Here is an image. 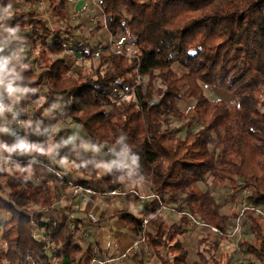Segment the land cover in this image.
I'll list each match as a JSON object with an SVG mask.
<instances>
[{
    "label": "trees",
    "instance_id": "trees-1",
    "mask_svg": "<svg viewBox=\"0 0 264 264\" xmlns=\"http://www.w3.org/2000/svg\"><path fill=\"white\" fill-rule=\"evenodd\" d=\"M40 1L0 0V5ZM69 3L48 0L52 16L65 27L50 43L47 20L36 8L0 22V46L3 35L43 45L38 71L17 65L3 76V82L42 91L43 104L34 108L31 125L24 131L26 141L46 148L44 126L50 119L44 111L61 104V119L73 122L95 145L114 146L118 153L130 147L126 165L118 156L103 174L82 158L77 170L89 180L77 183L102 182L115 189L130 169L137 179L144 177L155 198L139 208L138 217L129 211L118 216L134 235L149 217L145 236L160 264H229L212 253L217 243L210 242L205 231L215 228L226 234L241 208L227 212L229 206L239 207L233 198L217 202L199 186L212 179L221 187L240 188L251 208L241 210L247 216L241 225L250 238L243 246L253 256L249 264H264L258 213L264 214V0H98L104 28L112 38L124 35L123 48L129 46L132 52L101 54L99 64L87 73L71 72L62 57L71 34ZM10 28L18 30L14 34ZM80 50L85 59L95 55L89 42L84 41ZM138 77L147 80L146 86ZM204 86L222 90L231 101L211 100ZM33 98L30 94L20 98L18 120L24 119ZM184 101L193 104L182 110ZM121 136L123 141L117 143ZM132 155L138 157L136 165ZM44 156L37 151L0 153V212L8 215L1 225L0 264H92L97 254L83 250L76 239L84 219H71L70 208L56 218L45 216L56 211L58 195L50 182L58 177ZM7 163L21 168V174L9 172ZM27 168L49 169L52 175L35 181ZM160 205L172 209L174 205L179 221L168 223ZM191 218L205 226L194 262H188L181 238L183 224Z\"/></svg>",
    "mask_w": 264,
    "mask_h": 264
},
{
    "label": "rangeland",
    "instance_id": "rangeland-1",
    "mask_svg": "<svg viewBox=\"0 0 264 264\" xmlns=\"http://www.w3.org/2000/svg\"><path fill=\"white\" fill-rule=\"evenodd\" d=\"M93 2L96 4L98 3V0L90 1L91 4H93ZM13 7H14L12 8L13 14L24 12V11H31L33 9V7H28L26 9L24 4L22 3H17V5L16 6L13 5ZM35 8L39 10L38 11L39 14L37 15L47 20L48 27L50 30L63 27V25L59 24L57 22V19L54 18L51 12L46 8V0L41 2L39 5L38 4L35 5ZM66 10L68 14L69 26H70L72 33L82 36V38L86 39L87 42L92 43L93 48L95 50V55L93 56L92 59H85L84 57H82V53H80L79 51H76L78 52L79 58H74L73 60V59H70L71 58L70 56L67 57L66 60L69 63V67H71V72H75L77 70L83 73H87L90 69L95 68L99 64L101 54L108 55L109 53L119 52L122 49L123 50L125 49L127 51L126 53L130 56L132 52L131 48L129 46L127 48H123L124 47V37H125L124 35H119L118 38L116 39V38L109 37L108 32L102 31L101 24L103 23V21L101 19V15L99 17L95 16L94 14L91 15L90 12H87L85 9H76L74 6L72 7L70 3L67 5ZM84 39H82L81 41H83ZM48 41H50V39H47V42ZM18 43L19 44H15V46H16V49L21 51L20 52L21 56L19 58V65H23V63L20 64V61L22 59H25V52L24 50H22V46H21L22 43L20 42ZM82 43L83 42H80L79 47H81ZM69 44L70 43L68 42V45ZM40 46L41 45L39 44L35 46L31 44H25L23 46L26 50L30 51L29 56H32L35 58V60H33V63H31V65L34 69H36V71L39 70V66L41 65V58L39 54V50H41ZM69 53H71L69 55H72V52H69ZM50 57L53 60L56 59V56L54 57L50 56ZM24 66L27 69L30 68L29 63L27 64L25 63ZM138 80H139L138 81L139 83H143L144 86H146V83H147L146 79H143V80L138 79ZM7 86H8L7 84L0 83V100L6 96L8 97L6 108L11 113L16 112L17 105L19 103V99L21 95L32 94L34 98L27 108L26 119L13 122L11 124V129L10 130L7 129L8 130L7 132H0V142L6 143V141H8L9 139H13L14 141H17L20 139L26 140L27 136L24 135V131L26 130V127L31 124L30 119L34 118V114H35L34 108L38 105L43 104L42 91L37 90L36 88H33V87H28V86L24 87L20 83H17L16 85L15 84L12 85L13 88L17 89V91L10 94L7 90ZM203 89L207 97H209L211 100H217L218 98H220L223 101L230 102L232 99V96L223 92L222 90H218V89L210 90L209 88H203ZM153 100L156 101L155 98ZM191 104H193V101H184L180 104V109L186 110L191 106ZM59 106L60 107H57V109L55 110L56 116L59 115L61 104ZM44 115L47 117H51L52 115H54V113L52 112V109L51 111L47 109L44 111ZM71 123H72L71 121H67V120L65 121L62 119L58 123H50L44 126L45 142H46L45 149L46 150L51 149V153H50L51 158L61 154V155H64L63 157H68V159H71V161L73 160L72 162H70L71 164L75 163V161L81 158L95 161L97 163H99L98 160L100 161H107V160L114 161L115 160L116 155L114 153L116 151V147L109 146V145H105V146L95 145L89 139L86 140L84 133L78 127H71L72 125ZM41 132L42 131H40L38 135H42ZM76 132L78 134L73 135ZM66 142L71 143V146H68ZM85 145H93L98 150L94 151L91 148L86 149ZM73 147H76L74 149H80L79 151L81 152L78 151L79 153L75 155L73 153H63V154L61 153L62 149H65V148L73 149ZM48 161L52 162V160L50 159H48ZM60 166L65 167V165L63 164H60ZM98 169L101 174L104 173V170L102 168H98ZM8 171L11 172L10 170ZM46 171L48 174H50L51 172L49 169H47ZM57 174L59 175V177L69 179V180H74L75 178L72 176L71 173H68L67 170L65 169L58 170ZM93 186L98 188V186L100 185L95 183L93 184ZM199 188L202 191L208 190L215 197L217 202H222L224 199L230 200L231 198H233V200L239 205V207L229 206L226 208L227 212H229L231 209L236 210L237 212L239 211V208H241V210L245 209V211H248L249 209H251L247 207V202L245 199L246 192L242 193L240 188L237 190H234L231 187H227V188L221 187L212 179L208 180L205 184H201ZM105 201L106 200L96 199L95 203L101 204L102 207H104L108 205L107 201L106 202ZM130 202H134L133 198L115 197L114 199L111 200L110 203L116 205L118 209H121L123 206H129ZM135 202L133 204V207H131L130 211L133 215L138 217L139 212L137 211L136 208L139 206H142V204L140 205L138 203L139 204L138 205ZM244 206L246 208H244ZM83 207H84V204H81V208ZM172 207L173 209L164 206V209L161 210V214L164 216V218L166 219L168 223L176 222L175 214L177 213H175V210H174L175 206L173 205ZM241 210L239 213L240 217L236 219L233 224H231V227L228 228V231L226 234H222L220 232L216 233L212 229H209L211 231L209 233L208 231H205L206 233L209 234V237H208L209 241L210 242L215 241L217 243V247L213 249L212 253L215 255L217 259H220L223 263H227L228 261L229 264H249V262L253 260V256L248 254L246 251V247L243 246V243L245 242L244 239H246V241H249L250 238L247 235L246 228L242 227L241 225V221L247 217L245 213L242 214ZM258 213H259L260 222L262 224V228L264 231V214L260 212ZM89 214H91L92 216L96 215L94 211H91V213L87 214L86 218H88ZM5 216H7L5 213H0V224L3 221ZM177 216L179 215L177 214ZM236 223H238L237 226H236ZM197 226L200 227L201 229L200 235L198 237L199 239L204 234L202 228H205V226L201 224ZM184 239L182 238V240ZM187 240H188V245L190 247L195 245L194 239L190 240L188 238ZM185 245L188 250V258H187L188 262H194L196 259L195 258L196 249L195 248L192 249L188 247L187 244ZM199 248L200 247L198 245V249ZM150 251H149L150 255H148V257L143 256V258L148 264H154L153 261L156 260V257L154 255V251L152 250V248Z\"/></svg>",
    "mask_w": 264,
    "mask_h": 264
},
{
    "label": "crops",
    "instance_id": "crops-1",
    "mask_svg": "<svg viewBox=\"0 0 264 264\" xmlns=\"http://www.w3.org/2000/svg\"><path fill=\"white\" fill-rule=\"evenodd\" d=\"M43 1H45V0H41L40 3ZM90 1L91 0H70V4L72 5V7L74 6L76 9H85L87 12H90L91 15L94 14L95 16H98V17L101 15V19L103 21V23L101 24L102 25V31L107 32L106 29L104 28V18H103V14H102V11H101L98 3L95 4L93 2V4H91ZM22 4H24V3H22ZM11 5H12V8H14L13 5L16 6L17 3H12ZM35 5H37V4H34V5L24 4L26 9L28 7L35 8ZM46 8L50 11V8L48 5V0H46ZM37 14H39V13H37ZM59 24H61V23H59ZM62 25H63L62 28L59 27V28L50 30L51 36L48 38V39H50V41L47 42V40H46L47 43L51 42L52 37L54 36V34L56 33L57 30H63L65 28L64 24H62ZM47 26H48V23H47ZM70 31H71V29H70ZM61 34H62V32H61ZM63 37H66V35L63 34ZM109 37H110V35H109ZM67 39H68V42L70 44L68 45L67 53L62 55L63 58L66 59L69 56L71 57L70 59H73V60H74V58H79L78 52H76V51H79L81 53V50L79 47L80 42H84V41H86V39L82 38V36L73 34L72 31H71V34H69V36L67 37ZM82 39H84V40L81 41ZM2 40L4 41V43H3V45L0 46V59H7L9 61L8 67L10 69H13L15 66L19 65V58L21 56V53H20L21 51L16 49L15 44H19L18 42H20V41H18V39H16L15 37H10L8 35H3ZM20 43H22V42H20ZM38 44L41 45L39 42H38ZM90 44L92 45V43H90ZM24 45L25 44L22 43L21 46H22V50H24V52H25V59H22L20 61V64L23 63V65H25V63L26 64L29 63L30 68H33L31 63H33V60H35V58L32 56H29L30 51L26 50L23 47ZM40 47H41V49H43V45H41ZM69 52H72V55H69V54H71ZM71 63H72V61H71ZM68 66H69V63H68ZM2 83L7 84V85L9 83H11L12 85L17 84V83L10 82V81H4ZM30 95H32V94H30ZM22 96L27 97V95H21L20 98ZM3 99H6V100L4 102H2L1 100H3ZM3 99L0 100V104L3 105V107L5 108V111L2 114H0V128H6V129L10 130L11 124L13 122L21 121V120H18V118H16L19 111L17 108L16 112L11 113L5 106V105H7L8 97L6 96ZM29 104H28V106H29ZM28 106H27V108H28ZM17 107H18V105H17ZM57 107H60L59 104H56L54 109H52V112L54 113V115H52L51 117H47L44 115L45 117L50 119L49 124L50 123H58L59 121L62 120L61 119V113H62L61 109H60L59 115L58 116L55 115V110L57 109ZM27 108H26L25 117L22 120H25L27 117ZM32 119H30V120L32 121ZM71 124H72L71 127H77L73 122ZM27 127H26V129H27ZM39 133H37V135ZM75 134H78V133L76 132L73 135H75ZM9 140H11V139H9ZM86 140H87V138H86ZM7 142L8 141H6V143ZM37 145H38V147H43L40 143ZM67 145L71 146V143H67ZM74 148H76V147H73V149H62L63 152L61 151V153L62 154L63 153H73L75 155V154L81 152V151H79L80 149H74ZM114 154L116 155L114 161H117L118 156H119V155H117L118 154L117 149H116ZM63 156L64 155H61V154L57 155L53 158H51L50 154L44 156V159L47 161V163L49 165L55 166V168H53V169H55L53 171V173L56 174L55 177L59 176L57 174L58 170L65 169V170H67L68 173H71L72 176L75 177L74 180L66 179L68 181L78 182L79 180H81L83 178L86 180H89V178L83 177L81 172L77 170V164L79 163L78 161H80L82 158L75 161V163L71 164L70 162H72L73 160L71 161V159H68V157H63ZM48 159L52 160V162L48 161ZM122 159L124 160L123 164L126 165L127 157H122ZM84 160L87 163L94 164L96 167L98 164L99 165H107V164H110L112 162L110 160L109 161L108 160L107 161L98 160L99 163H97L95 161H91V160H87V159H84ZM62 161H63V163H62ZM60 164L65 165V167H61ZM6 167L8 170H10L12 172H16V173L21 174V171H22L21 168L14 167L11 163H7ZM25 170L27 171L28 176L30 178H33L35 181L47 178V177L52 175L51 170H50L51 171L50 174H48L46 171L47 169H43V168H36V169L27 168ZM104 172H106V171L104 170ZM127 172L128 173L126 175L122 176L120 179V183H121L120 188L124 191L125 194L123 196H115V197L133 198L134 202L136 201L135 202L136 204L139 203L140 205L142 204V206L147 205L150 200L141 201L134 195V193H131V192H135L141 196H150L153 193L151 186L148 183L137 179L136 176L134 175L132 169L128 170ZM63 179H65V178H63ZM51 181H52V182H50L51 190L55 191L57 193L58 202L54 206V209L56 211H50V212L46 213L45 216L47 218H51V217L56 218V217H59L63 213V209L70 208L73 210V214H71V216H70L71 219H73V218L84 219V221H85L84 227L80 231H78L76 234V239L80 243V245L82 246L83 250H86L88 248L92 249V251L95 254H97V257L95 259H98L101 261L102 260H110V263H108V264H113V263L123 262V261L134 262V261H139V260L143 261L144 264H148L145 261V259L143 258V256L148 257V255H150L151 247L147 243V246H148L147 249L140 248L138 252H133L131 247H132L133 243L135 242V240L137 239V235H134L130 231V229L127 227V225L122 220L119 219V216H118L119 214L125 213L126 211H129L131 213L130 210H131V207H133L134 202H130L129 206H123L121 209H118L116 205L110 203L111 200L114 199L115 197H112V198L88 197V198L84 199L81 196H73L71 194V191L68 188L59 185L58 180L51 179ZM95 183L99 184L100 186H98V188L94 187L93 184H95ZM88 187L96 189V190H109L107 188V186L102 182H99V183L98 182H92V183L88 184ZM96 199L106 200L108 205L102 207L101 204L95 203ZM81 204H84L83 208H81ZM142 206H139L136 208L138 212H139V208ZM161 210H160V213H161ZM91 211H94L96 213L95 217L98 219L97 223H92L88 218H86L87 214L91 213ZM0 213H2V212H0ZM7 219H8V215L4 217L3 221L0 224V234H1V225ZM175 219H176V222L179 221V216H177V214H175ZM183 225H184L183 230H185V231L181 237L183 239L185 238L184 239V245L187 244V246L190 247L188 245L187 239L188 238L190 240L194 239L195 245L190 247V248L196 249L195 250V252H196V255H195L196 259L195 260H197V251H198V245H199L198 244V240H199L198 237L200 235L201 229L197 225L193 224L191 220L185 221ZM206 231H208V233L211 232L210 230H206ZM0 247H3V242L1 241V239H0ZM185 248H186V245H185ZM153 262H154V264H160V262L157 259L154 260Z\"/></svg>",
    "mask_w": 264,
    "mask_h": 264
},
{
    "label": "clouds",
    "instance_id": "clouds-1",
    "mask_svg": "<svg viewBox=\"0 0 264 264\" xmlns=\"http://www.w3.org/2000/svg\"><path fill=\"white\" fill-rule=\"evenodd\" d=\"M13 16L12 12V5L9 3L7 5H0V22L4 20L11 19ZM10 33H15L18 29L15 28H10L7 29ZM9 61L7 59H0V83L3 82V76L5 74H11L12 69L8 67ZM8 92L14 93L17 91V89L13 88L11 83L8 84L7 86ZM5 111V108L3 105H0V114H2ZM8 130L6 128H0V132H7ZM124 139L123 136H121L118 140L117 143L122 142ZM67 143V142H66ZM85 148H91L94 151H97L98 149L93 146V145H85ZM32 151H37L42 155H47L51 153V149H44L43 147H37L35 145L29 144L26 140L20 139L17 140L13 144H7L4 142H0V153L2 152H7V153H25V152H32ZM131 151L130 147H125L121 153H118L117 155L122 156V157H127L128 153ZM131 163L133 165L137 164L138 157L135 155H132L130 157ZM63 163V161H62ZM117 161H112L110 164L107 165H97V168H103L105 171L109 170L113 164H116ZM144 177H141V180H143Z\"/></svg>",
    "mask_w": 264,
    "mask_h": 264
},
{
    "label": "built area",
    "instance_id": "built-area-1",
    "mask_svg": "<svg viewBox=\"0 0 264 264\" xmlns=\"http://www.w3.org/2000/svg\"><path fill=\"white\" fill-rule=\"evenodd\" d=\"M204 88H206V86H204ZM58 181H59V185L68 188L71 191V194L73 196H81L84 199L88 198V197L112 198L115 196H123L124 195V191L121 188H115V189H109V190H96V189L90 188L88 186L81 185L77 182L66 181L65 179H63L59 176H58ZM133 193L141 201L152 200L155 198V196L153 194L150 196H141L135 192H133ZM161 209H164L163 205H160V210ZM88 219L92 223L98 222V219L95 216H92L91 214L88 215ZM148 220H149V217H146L141 222V232L137 235V239L135 240V242L133 243V245L131 247L133 252H138L140 248L147 249V247H148L147 241H146V236H145V228H146ZM190 220L192 221V223H194L196 225L200 224L197 220H195L193 218H191ZM237 225H238V223H236V226ZM211 229L213 231H215L216 233L219 232L215 228H211ZM108 263H110V260H102V261L98 260V259L92 260V264H108Z\"/></svg>",
    "mask_w": 264,
    "mask_h": 264
}]
</instances>
